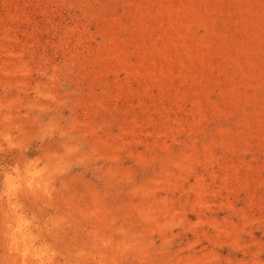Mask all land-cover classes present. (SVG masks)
<instances>
[{
  "label": "rangeland",
  "instance_id": "rangeland-1",
  "mask_svg": "<svg viewBox=\"0 0 264 264\" xmlns=\"http://www.w3.org/2000/svg\"><path fill=\"white\" fill-rule=\"evenodd\" d=\"M0 264H264V0H0Z\"/></svg>",
  "mask_w": 264,
  "mask_h": 264
}]
</instances>
